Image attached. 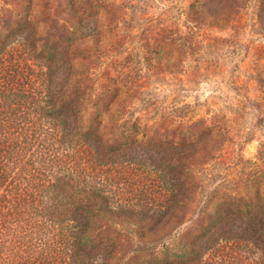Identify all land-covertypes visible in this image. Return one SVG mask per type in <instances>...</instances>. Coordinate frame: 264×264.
<instances>
[{
	"label": "rangeland",
	"instance_id": "rangeland-1",
	"mask_svg": "<svg viewBox=\"0 0 264 264\" xmlns=\"http://www.w3.org/2000/svg\"><path fill=\"white\" fill-rule=\"evenodd\" d=\"M45 44L131 209L89 262L264 264V0H0V84L44 89Z\"/></svg>",
	"mask_w": 264,
	"mask_h": 264
},
{
	"label": "trees",
	"instance_id": "trees-1",
	"mask_svg": "<svg viewBox=\"0 0 264 264\" xmlns=\"http://www.w3.org/2000/svg\"><path fill=\"white\" fill-rule=\"evenodd\" d=\"M45 47L44 89L0 84V264H91L100 253L95 222L131 209L113 205L119 176L108 163L118 160L116 146L99 121L84 125L80 109L60 100L62 89L50 84L58 59ZM167 252L154 264L181 263L166 260Z\"/></svg>",
	"mask_w": 264,
	"mask_h": 264
}]
</instances>
